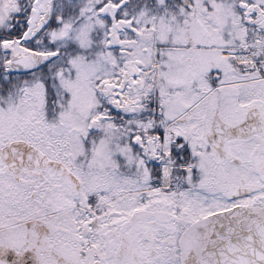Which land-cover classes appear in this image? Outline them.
I'll return each mask as SVG.
<instances>
[{
  "label": "flooded vegetation",
  "instance_id": "obj_1",
  "mask_svg": "<svg viewBox=\"0 0 264 264\" xmlns=\"http://www.w3.org/2000/svg\"><path fill=\"white\" fill-rule=\"evenodd\" d=\"M152 6L153 30L139 32L149 34L145 39L152 58L130 59L137 52L138 36L109 40L110 46L125 47L124 69L120 77L112 71V80L135 96V110L138 94L150 95L154 118L146 135L147 129L137 128L139 135L131 140L135 156L141 158L139 186L127 184L126 163L115 167L120 191L109 188L97 233L93 229L100 226L94 214L98 207L90 210L88 204L94 216L82 224L81 235L101 242V255L88 250L86 243L75 247L79 256L72 261L54 250L58 244L49 236L67 229L47 218L56 212L41 217L42 210L54 207L43 195L58 182L56 189L61 186L70 202L62 211L80 209L74 199L80 197L81 182L60 140L46 139L42 144L27 141L46 159L20 166L9 165L2 152L6 144L0 147V178L6 182L2 191L11 189L10 181L13 193L25 189L24 198H16V214L6 213L7 198L0 202V264H23L26 255L36 264H47V259L52 264H209L202 251L212 236L227 241L235 229L248 231L264 222V0H169L141 8ZM131 29L125 32L137 33ZM130 77L132 89L126 84ZM119 124L111 122L110 132L123 147ZM166 127L171 134L167 151L162 148ZM170 158L174 164L163 175L162 163ZM33 184L43 191L37 202L42 210L31 216L25 203ZM76 220L70 219V224L72 241L78 243Z\"/></svg>",
  "mask_w": 264,
  "mask_h": 264
},
{
  "label": "rangeland",
  "instance_id": "obj_2",
  "mask_svg": "<svg viewBox=\"0 0 264 264\" xmlns=\"http://www.w3.org/2000/svg\"><path fill=\"white\" fill-rule=\"evenodd\" d=\"M28 1H31V8L27 17L26 31L29 33L32 30L35 23L43 15L47 0H26L25 2L23 0H0V30H8L11 27L13 17L22 10ZM70 1L75 2V0ZM101 1L84 0L82 2V10L80 11L82 16L80 14L79 20L77 18L72 19L73 13L67 10V8H71L69 0L58 1L57 10L60 16L56 18L55 30L54 32H49V37L57 47V54L64 47L71 49L72 45L77 48L78 53L67 65H64L57 71L50 70L45 76H39L41 72L35 73L36 71H33L28 74L27 78H21L15 74H9L8 76L4 73L3 68L8 64L9 55L3 53L0 47V72L2 79L4 82H15L17 88V90L15 89V97L13 98L14 102L11 101L9 103L7 111L0 104V128H2L0 147L18 139L38 144H42L41 141L46 139H49V141L57 139L58 141L60 140L64 153L70 154L73 157L71 161L81 182L80 197H78V200H74L77 205L81 206V210L77 208L64 210L65 212L62 211L63 208H68V205H65L67 194L60 188L61 186H58V189H56V183L58 182H54L52 186H49L47 195H43V198L46 196L47 200L52 201L54 207H49L47 210L39 209L40 204L37 202L43 191L38 189L35 184L30 185L29 189L26 190L28 200L25 203L26 211L31 216H34L37 212H41V210V214H43L41 217L56 212L53 216H48L47 218L61 222L62 227L67 229V232L66 230L54 232L53 235L49 236L51 238L50 241H52V244L53 242L58 244H55L54 250H57L59 255L71 261L77 255L79 256V251L75 247L82 248L85 246V243L88 246V250H94L101 255L102 243L96 241L93 243L88 238L83 239L81 235L82 224L84 222L89 224L94 216L87 209V197L92 194L90 198L95 197L94 205L98 207V210L96 209L97 211L95 210L94 214L100 226L94 228L93 231H101L106 212V200L110 194L109 188L113 189V193L120 191L119 185L117 186L120 181V175L115 170L116 166H118L117 162L119 167L123 166L121 163H126L124 168L129 187L134 185L135 187L139 186L136 184V181L139 179L137 169L141 158L135 156L136 151L130 141L131 137L135 134V127L146 130L150 127L149 121L152 120L148 119V121H144L139 118V120L128 119V121L120 122L117 129L119 132L121 130L125 132V134L122 133V137L124 138L123 147H120V143H118L114 133L110 132L111 126L107 123L110 115L107 116L106 113L112 106L109 103L110 99L104 96L103 84L109 79L112 71L118 70L119 72L117 71L118 73L115 76L120 77L119 74L123 70L122 64L125 63L121 62L123 60V52L121 51L123 46L121 45V47L120 44L122 43H117L116 45L118 46L114 49L112 48V50L108 49L110 47L108 34L110 33V39L115 40L113 37L122 38L121 36L123 35L130 37L132 33L115 30L118 25L110 31L109 24L106 25L105 20L97 15L96 7ZM105 1L106 3L119 4L124 0ZM167 1L169 0H152L148 4L156 3L164 5ZM152 8L153 6L145 9L143 13H136L133 16L135 24L139 27V32L148 33L149 30H153L150 23L153 22V19L151 20L152 15L150 14L152 13ZM119 15L121 17L124 15L126 17L130 16L129 9L127 7L123 8ZM148 35L135 34V37H140V41L136 44L137 54L135 53V56L130 58L131 60L143 61L147 60V58H152V51L150 47H147L145 39ZM97 39H100L102 44L94 51L93 43ZM13 42L15 41H12L11 44ZM129 42L133 43V41ZM24 44L25 41L19 42V50L14 51L17 54H24L30 51ZM59 54L61 55V53ZM59 59L60 56L58 58L57 55L55 61L47 64L48 67H52ZM116 64H118L117 67L119 69L115 67ZM45 79L49 80V84ZM146 88L148 89V87ZM138 96L140 99H146L149 95L145 94L142 96L138 94ZM50 97L51 99L48 101ZM134 97V95L129 93L128 97L124 98L133 101ZM46 108H51L49 114ZM142 110L144 111L143 113H139L140 110H136V115L144 116L148 112L147 109L143 108ZM129 117L138 119L135 116ZM116 118H114V121L121 120L119 116H116ZM92 128L96 131H92L91 133H95L97 136L95 137L96 139L90 140L89 137L86 138L85 136L88 134V130ZM102 132L104 135L101 136ZM105 132L108 138H105ZM168 148L169 146L166 150ZM171 159L162 163L163 168L174 164L171 163ZM110 165L112 169H110ZM130 167L133 168L134 176L131 175ZM113 169L116 173L109 175V171ZM0 171H2L1 161ZM1 175L6 176L4 174ZM8 184L11 189L9 191H2L1 187H4L6 182L0 178V202H5V198H7L6 205L8 207L6 213L12 216L18 211L15 204L16 198L23 199V191L25 189L22 186L20 190L16 188L18 191L13 193L12 181ZM69 203L67 201V204ZM91 208L92 205L89 209L91 210ZM56 209L59 210L56 211ZM2 212L0 204V214ZM72 218L77 219L75 225H77V222L80 223L78 243L72 241L75 240V233L71 231L72 224H70V219ZM44 262L47 264L53 263L48 259L44 260ZM86 262L88 263L89 261L86 259ZM54 263L57 262L55 261Z\"/></svg>",
  "mask_w": 264,
  "mask_h": 264
},
{
  "label": "water",
  "instance_id": "obj_3",
  "mask_svg": "<svg viewBox=\"0 0 264 264\" xmlns=\"http://www.w3.org/2000/svg\"><path fill=\"white\" fill-rule=\"evenodd\" d=\"M184 3V0H179ZM53 0H48L43 16L38 20L35 28L30 32L29 39H33L48 24ZM119 6L106 5L100 11L101 14H108L114 19V14ZM243 7V5H241ZM3 52L10 53V66L12 71H24L27 68L29 58L26 55H16L10 44H2ZM55 54H45L41 56L44 62L49 61ZM113 86H106L109 91ZM4 155L7 157L9 164L12 166H20L27 160L40 158L45 160L42 155L34 147L24 143L23 141H15L4 147ZM35 165V164H33ZM203 256L208 260L209 264H264V222L256 223L253 227L246 231L245 229H235L231 233V237L227 241L217 239L212 236L202 251ZM23 264H36L34 258L26 255L22 259ZM14 264H21L15 263Z\"/></svg>",
  "mask_w": 264,
  "mask_h": 264
},
{
  "label": "trees",
  "instance_id": "obj_4",
  "mask_svg": "<svg viewBox=\"0 0 264 264\" xmlns=\"http://www.w3.org/2000/svg\"><path fill=\"white\" fill-rule=\"evenodd\" d=\"M26 0H23L25 2ZM60 0H55L53 3V9L54 12L52 13L51 20L49 24L31 41H28L24 44L26 48H29L31 50H36V51H48V52H53L56 51L57 47L55 43L52 41V39L49 37V32H54L55 27H56V18H58L59 12L57 10V3ZM68 1V0H65ZM84 0H75V2H72L69 0L71 8H67L68 11H71L73 13L72 19L77 18L78 20L80 18V14L82 16V13L80 12L82 10V2ZM141 0H130L131 4H137L140 3ZM142 2H148V0H142ZM106 3L105 0H102L100 4L96 7V9H99L102 5ZM30 5L31 1L26 2L22 10L16 14L11 22V27L8 30H0V43L6 40H15L19 39L21 35L24 33V31L27 29V17L30 11ZM69 15V13H68ZM69 46V45H68ZM77 48L75 46H71L70 48H62L59 53H61L60 60L57 61L56 66H63L67 64L73 56L76 55ZM43 73H46V67L42 69ZM2 75L0 72V104L2 107L7 111L9 108L8 105L9 103L13 100L15 97V89L16 84L15 82H4L2 81ZM27 78V77H24Z\"/></svg>",
  "mask_w": 264,
  "mask_h": 264
},
{
  "label": "bare ground",
  "instance_id": "obj_5",
  "mask_svg": "<svg viewBox=\"0 0 264 264\" xmlns=\"http://www.w3.org/2000/svg\"><path fill=\"white\" fill-rule=\"evenodd\" d=\"M28 34H29L28 32H25L24 35L22 36V38L20 40H17V41H15V42L12 43V48L15 51H18L19 50V48H18L19 42L26 40L28 38ZM33 58H34L35 65H38L40 63L38 55H34ZM168 146H169V133L166 132L165 133V136H164V148H165V150L167 149ZM169 167L170 166H166L164 168V170L168 171L169 170Z\"/></svg>",
  "mask_w": 264,
  "mask_h": 264
}]
</instances>
